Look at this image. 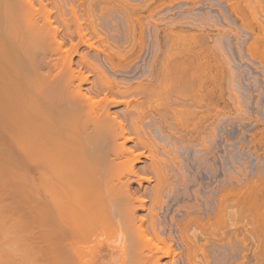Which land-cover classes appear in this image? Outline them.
I'll use <instances>...</instances> for the list:
<instances>
[{
    "label": "bare ground",
    "instance_id": "1",
    "mask_svg": "<svg viewBox=\"0 0 264 264\" xmlns=\"http://www.w3.org/2000/svg\"><path fill=\"white\" fill-rule=\"evenodd\" d=\"M42 1L43 0H0V264H162L161 259L164 257L168 258V261H166V263H163V264H176L174 260L175 258H173L175 254L173 251L176 248L173 247L172 249V246L168 245L166 241L164 240V238L159 236L160 233L157 232L158 229L153 221L154 213L156 209L155 207H150V209H148L147 204L145 202L147 198L145 197L146 198L145 200L143 198L144 192H142L141 187H143L142 180L144 178H142L143 176L141 177V175L138 174L137 169L139 167L138 168L136 167V163H138V161L140 162L141 158H143L142 156L145 155L144 151L140 152L141 147H144V148L148 147L147 149L148 150L150 149L148 152L151 153L150 155L154 159H155L154 156L159 155L160 153L159 149L162 150L161 151L162 155L165 154L164 155L165 157L162 156V159L164 160L169 158V160L171 161L173 160V162L175 163V161H177L179 158L177 159L178 156H175L177 153L173 155L174 157L173 156L170 157L173 154L172 147L168 149V147L167 148L165 147L166 144H163V145L160 143L158 144L154 140V138H152L154 137L153 135L155 133L152 134L150 138L147 136V133L151 134L150 133L151 130L147 129L148 126H145L144 120L149 117L148 110H150L151 107L153 108L155 106L157 108H153V109L151 108V109L157 110V109H162V106L165 105L164 107H167L171 111L170 113H167L168 117H170L169 116L170 114L172 115L171 118H173L172 119L173 121L174 119L175 120L178 119V121L176 120L177 122H179V120L180 121L182 120L181 123L185 121V124H186L187 122L192 121L190 118L192 117V114H195L197 111L196 110L194 112L193 110L194 108H196L195 103H197L198 100L202 101L205 98L204 95L206 93L211 94V97L209 96V94H206V97L208 96V98H211V103L213 102V104L215 105V108H211L210 106L209 110L204 111V113L208 111L207 112L208 115L206 114L207 116H209L210 114L213 115V114L220 113L219 110L221 111L224 108L223 106L224 104L221 105V102L223 100L220 102V100L223 98V91L221 89V85H217V86H220V88L219 87L216 88L215 85L217 83L214 84L215 81H211L208 84L207 82L209 80H207L208 77L206 76L209 73H207L205 77L202 74L204 73L203 71L207 68L204 66L205 68L202 69L203 70L202 72H200L201 66L200 67L198 66L199 64L201 65V63H197L198 68H196V70L200 72V73L198 72L197 73L199 75L202 74L201 76L203 77H201L202 79L199 78L198 80L199 82L195 80L196 83H198L197 84L198 87H196L195 89L199 90L197 91V93L199 94L205 93V92H201L202 90H205V89H207L208 92L206 91V93L203 94L204 98H200V99L197 98L198 99L197 101L193 100L195 103L190 99V97L187 98L188 96L186 94H188V92L184 94L186 97L184 95L179 94L180 89H183L185 87L191 89V80H190V78L192 77L191 74L192 75L194 74L197 77L198 75H196L192 71L194 69L193 68L194 66H192V64L194 63H191V62L189 63V60L185 61L184 59H181L182 61L178 60L179 62L176 61L177 58L175 59V57L172 55L174 52L171 54V56H173L174 57L173 59L175 60H173L171 57H169L171 60L168 59V56L170 55L167 54V59L165 60V63L164 62L163 63L161 62L162 64L160 63L162 66L156 67V68H153L152 66L151 68L149 67L150 70L146 69L148 70L149 74L146 75L144 73V76L145 75L146 76L144 77L142 75L143 77L141 78L138 77L140 78V81L135 83L132 81L133 79H127L131 77L126 75L128 73L129 74L135 73L136 71V68L135 70L134 68H132V70L129 68L130 57L128 60L125 58L124 60L123 58H121L126 55V54L125 55L121 54L123 53V51L120 52L119 50H117L118 52L114 51L115 54H113L112 53L113 50L106 49L104 48L105 45L104 47H102L101 44L99 43L100 50L102 48H103L102 49L103 51L105 50L104 53L102 52L104 55V58H103L104 61L102 60L103 64L105 63L104 65H108L109 66V67L107 66L108 69L111 68L113 70L116 69V70H121V71L122 69H124L122 72H124V74L126 75L125 78H122V80L116 79L115 77L111 78L112 75L111 77L108 76V73H107L108 70L104 69L105 66L102 68L103 65L101 63L99 64L98 62H96L99 58H97L96 60V58H93V56H88L86 54L78 53L77 46L72 42H71L72 46H70L69 49L66 47H65L66 49L65 48L63 49V46L65 45L66 41L64 39V36L62 35L65 33L61 34L63 30L61 31L59 30L60 27L58 29L56 26H54V22H55L54 19H56L60 23L61 22L60 19L63 20L65 16H67L66 11L68 13L70 11V14H72L76 20V18L78 17L77 12L79 11L75 10L74 6L76 5H74V2H72L73 5L72 4L70 5V9L69 7L67 9V5H66V8L64 6V8L67 9L65 11L62 10L64 9L63 6H62V9H60V6H58L59 7L58 12L56 10V13L53 14L54 12L51 13V11H54L55 9L52 10V7L51 9L47 8L48 5L47 4H46L47 6L44 5ZM54 1L55 3H57L56 2L57 0H54ZM58 2H62V0L61 1L58 0ZM84 16L86 15L84 14ZM65 20L67 21V18ZM65 20H63L64 21L63 24L67 23ZM78 21L80 22V20H77V22ZM81 23L82 22H80V24ZM238 23L239 22H237V24ZM210 25L211 24H209V26ZM240 26H244V25H240ZM69 27L70 26L68 24L66 27L67 29L66 31L67 32L69 31L70 33V30L68 29ZM260 27L262 28L261 25ZM80 30H78V33L76 31V33L79 36L81 35V41L79 42V44L85 41V43L89 45L88 47L92 49L94 45L92 44V42L90 43L88 39H82L86 37H84L83 30L82 31ZM95 31H98V30H95ZM218 31L219 30H217V32ZM249 31H250V28H249ZM252 31L249 32V34L252 33ZM95 33L96 32H94V34ZM228 34L230 33L228 32ZM69 35L68 36L66 35L65 38L69 37ZM225 35H227V33H225ZM261 35L259 36L263 37ZM97 36L99 37V35ZM254 37L256 38L255 34H254ZM191 38H193V36ZM251 40L252 39L250 38V41ZM101 41L103 42V40ZM255 41H257V38L256 40L254 39L253 41H251L250 45L247 44L248 45L247 53H249L248 55L250 56V58L259 59V57H257V54L254 55L256 53L254 51L255 50L254 43L255 45H257V47L259 46L257 44L259 42H255ZM261 41L262 40H260V42ZM182 42H185V41H182ZM186 42H189V41H186ZM237 46H241V45L237 44ZM244 47H247V46L245 45ZM257 47H256V50H257ZM226 48H229V47L227 46ZM93 49L95 50V48ZM203 49L204 48L202 46H199L197 50L198 53L196 55H198L199 57V58L197 57V60H200L201 59L200 57L202 55V59L204 61L203 64L206 65L205 64L207 62L206 59L208 58H206V53H204L205 49L204 50ZM262 50L260 51V53L262 52ZM237 52H238L237 53L238 57L241 59L243 56L241 55L242 53H239V50H237ZM263 53H264V50H263ZM75 54H78L79 56L78 60H75ZM229 57L231 58V60H233L232 55H230ZM229 57H225V58H227L228 60ZM126 58H128V56ZM179 58H181V56ZM260 61L258 60V62ZM75 65L78 66L77 67L78 69L74 67ZM89 69L93 71L97 70V72L99 71L100 73L102 72L103 77H101L102 74L99 73L101 75L100 76L97 73L98 76L97 74L96 76L97 78L100 76V79L98 78V80H96L97 79L96 78L94 81H91L89 74L85 73V71ZM255 69H257L256 66H255ZM261 70L262 69H260V71ZM210 71L212 70L210 69ZM215 72L219 74L218 70ZM263 72H264V69H263ZM234 76H237V75H234ZM212 77H214V74ZM193 78L194 76L191 79ZM195 79H198V78L195 77ZM250 80H251V77H250ZM254 81L255 82H253L252 84L256 86V88H258L260 85V84L258 85V82H257L258 79ZM247 82L249 84V81ZM261 83H264V82L261 81ZM211 84L213 85L212 88H210ZM218 88L219 90H217ZM236 89H239V88L237 87ZM188 90L189 89H187V91ZM216 90L218 91V93L216 92ZM263 90L264 89H262V92ZM193 91H194V94H196L195 93L196 90H193ZM189 92H192V91H189ZM197 95L198 94L194 95V97ZM115 96H118L119 98H116ZM120 96L123 97L124 99L121 98ZM162 96H165V97H162ZM213 96L214 97L217 96L218 99L214 101L215 99L213 100L214 98ZM249 96L251 95L249 94ZM162 98H164V100ZM160 99L163 100L162 102L163 105L161 106L159 105L161 104V101H162L161 100L159 103ZM189 100H191V102L193 103H191ZM225 101L226 100H224L223 102L225 103ZM206 103L205 105H207L206 107H208L209 105L208 103L207 104ZM121 104H124L123 109H120V110L117 109L114 111L112 110L114 107L116 108L119 105L121 106ZM198 106L199 105H197V107ZM259 107H262V106H258V108ZM253 109H255L254 106H253ZM210 110L211 111L214 110L215 112L209 113ZM256 110L258 111L257 108ZM263 110H264V105H263ZM225 111H222V112H225ZM229 111L231 110L229 109ZM222 112L218 115L220 116L224 114ZM156 114H159L160 116L158 117H161V118H158L155 115L159 119L158 121L157 118L152 114L154 116V119H156V120H152L156 122V124L153 122L152 125L154 124V126L156 127H153L152 125L150 126H152L154 130L157 129L158 132H160L161 135L159 136L161 137L163 134L165 135L166 133H168L167 135L171 136L172 133L169 132L167 128L164 130V128L167 126V123H168L167 120L169 119L166 116L167 114H164V110L163 112L162 110L161 112L160 110L156 111ZM200 116L203 117L204 115L200 114ZM233 116H237V115L234 114V115H231L230 117H233ZM222 117L223 116H221V118ZM245 117L246 115L244 116V118ZM203 118L206 119L205 116ZM208 118L210 119L211 117H208ZM223 118H226V117H223ZM238 118H239V115H238ZM193 119L196 120L197 118H193ZM160 120L163 122L158 125L157 123L161 122ZM170 121L171 120H169V124L171 123ZM181 123L180 125H184ZM207 123H209V121H207ZM162 124H163V127L165 126L164 128L162 127ZM187 125L189 124L187 123ZM167 127H169V125ZM170 127H172V125ZM215 127H218V126H215ZM145 128L147 129V131ZM169 130L171 129L169 128ZM180 134L181 133L179 132V136L177 135L178 138H176V141L178 140L182 144L184 142L185 144L183 145L184 147L187 145L186 143L188 141L189 143H193L190 140L191 134H188L187 138H184V136H186L185 134L183 133L182 135ZM259 135L263 137L260 138ZM166 136L165 137L163 136V139L166 138ZM170 136L169 137L167 136V137L171 138ZM186 139L188 140L186 141ZM262 139H264V126L259 130L258 129L256 130L255 128V131L252 132V137H251L250 142L252 143L251 146L254 149V151L258 149L256 146L259 142H261L260 140ZM130 142H133V144L131 146H128ZM175 142L173 143L175 144ZM247 146L250 149V145H247ZM254 146L257 149H255ZM187 147L188 146H186V148ZM202 147L203 146H201V148ZM194 151H196V149ZM250 151H253V150H250ZM258 152L259 151H256L254 153H256L257 155ZM256 155H254L253 157H255ZM156 157L160 158L161 156L160 157L156 156ZM162 159L161 160L159 159L160 161L157 160L154 163L151 161L152 166H150L152 167L151 168L152 170L150 169L151 173L155 174V176L153 175V177L154 178L156 177L157 182H158L156 188H152L154 190H153V195L151 196H154L153 198L155 200L152 197L151 198L153 199V201H156L158 205H160L159 203L163 199L162 198V196H164L163 192H166L164 191V188L167 187L166 185L167 181H165L164 179L166 174L164 173L166 170L167 172H169L167 169L168 168L167 163L166 164L164 163L165 165H167L166 169H165V166L163 167L164 164L160 163V162H163ZM256 160H258V158ZM259 160H261V157H259ZM181 167L182 166H180L179 169H181ZM263 175L264 174H262V176ZM146 179L148 180V178L146 177L144 179L145 182H146ZM253 179H255V177ZM253 179L251 180V182L254 181ZM257 179H259V177ZM172 180H175V179H172ZM258 181L260 182L261 180H258ZM149 182H150V179H149ZM261 182H263V180ZM133 183H137L139 185L138 187L139 189H133L134 188L132 187ZM262 184L260 183L261 188H262ZM255 185L254 184L252 185L254 186L253 188H256ZM246 186L244 185L243 188ZM249 187L246 188V191L247 189L249 190L253 189L252 187L251 188ZM239 190L241 189L239 188ZM224 192H223V189L221 188L219 190V193L216 194L217 196L215 195V197H217L216 202H215L216 203L215 210H216L217 218H216V221L214 222H217L218 224H219L218 222L219 219L220 221L223 220L222 217L224 215L223 213L225 210L226 196ZM240 198L242 200V197ZM209 200H207V202H209ZM257 200L258 199H256V201ZM164 203L165 201L162 204ZM204 204L206 205V203ZM191 206L192 205L190 206L188 205V207L184 206L185 213L183 214L186 216L182 217V218L185 217L183 221L182 220L176 221L177 220L176 219L175 225L178 227V231L180 233L179 236H181V240H183L185 242V245L189 246L188 248L192 249V251L191 250L190 251L193 252L194 249L191 248L190 245L192 243H190V241H192V238L196 236L195 234H193V237L191 236L192 225L195 223L196 228H198L196 226L197 224L200 227L204 228L205 226L208 225L209 221L207 220L204 221V219L200 215H193L197 212L195 209H197L196 207H198V205H194L196 206L195 208ZM206 207L207 206L203 208L205 209ZM169 208H167V210ZM186 208L188 210H186ZM211 208L209 209L211 210ZM250 208H251V205H250ZM147 209H148L149 214L148 215L146 214L145 217L141 216L140 212L142 211L145 212V210ZM198 209L201 210L202 208L200 209V207H198ZM250 210L251 209H249L248 211ZM234 211H235V208H234ZM190 212H193V214H191ZM207 212L208 211H206L204 214L206 215ZM207 215H208V218L206 219L209 220L210 219L209 215L211 214L207 213ZM260 221L262 222L261 219ZM212 226H215V225H212ZM148 234H151L150 239L147 237L149 241L145 239ZM203 235H206V234H203ZM143 239L144 241L146 240L145 241L146 243L143 242ZM194 239L195 238H193V240ZM107 240H112V241L114 240L113 243L114 242L116 243V246L113 247L114 251L120 252L122 255H124L123 260L116 261V259L115 260L112 259L114 260V263H113L111 262V259L110 260H106L107 258L104 259V257H106L107 255L102 254V247L111 246L110 243L108 244ZM147 243L149 244V246L146 245ZM192 247H195V246H192ZM244 247H247V246H244ZM188 248H187L188 253H190ZM192 254L193 253H190L188 255L193 256ZM189 257L187 258V260L189 261L191 260L190 262L192 263L193 257L192 259L191 257L189 259ZM100 259H101V262H100Z\"/></svg>",
    "mask_w": 264,
    "mask_h": 264
},
{
    "label": "rangeland",
    "instance_id": "2",
    "mask_svg": "<svg viewBox=\"0 0 264 264\" xmlns=\"http://www.w3.org/2000/svg\"><path fill=\"white\" fill-rule=\"evenodd\" d=\"M50 1H51V3H50ZM53 1L54 0H43L42 1L44 5H46V4L48 5V6L46 5L47 8L51 9V7H52V10L55 9L54 11H51L49 9L51 11V13L54 12L53 14L56 13V10L58 12V10H59L58 6H60V9H62V6H63V8H64V6L66 8V5H67V9H68V7L70 9V5L72 4V2H74V5H76V6H74L75 10L76 11L78 10L80 13H82V14H80L79 12H77L78 17L75 20L73 15L70 14V11H69V13L66 11L67 16H65V18L63 19V20H65L67 18V21L65 20L67 23L66 24L64 23L65 25L63 24L64 21L62 19H60V21H61L60 23L56 19H54L55 20L54 26H56L58 29L60 27L59 30H61V31L63 30L61 32V34L65 33L62 35V36H64V39L66 41L65 45L63 46V49L65 47L69 49L70 46H72V43H74L77 46V52L78 53L86 54L88 56H93V58H96V60H97V58H99L96 62H98L99 64L101 63L103 65V66L101 65L102 68L105 66L104 69L108 70V71L107 70L106 71H107L109 77H111V75H112L111 78L115 77L116 79L122 80V78H125V76L127 75V76L131 77V78H127V79H133L132 81L137 83L138 81H140V78L144 76V73L146 75L149 74L148 70H150L151 66L153 68L162 66L161 64L163 62L165 63V60L167 59V54H168V55H170V56H168V59H170L169 57H171L172 59L175 57V59L177 58L176 61H178V60L182 61L181 59H184L185 61L189 60V63L190 62L194 63V64H192V66H194L193 68L195 70H196V68L201 66L200 72H202L203 71L202 69H204L206 67L207 69H205L203 71L204 73H202V74L205 77L207 75V73H209L206 76V77H208L207 80H209L207 83L209 84L211 81H215L214 84L217 83L215 85L216 88L217 87L220 88V86H217V85H221V89L223 91V98L220 100V102L222 100L223 101L226 100L225 103L226 102H228V103L225 104L222 101L221 105L224 104L223 105L224 108L221 106L223 109L221 111L219 110V112L221 113L222 111L226 110L225 111L226 113L222 112L225 115L222 114L219 116L218 114H220V113H217V114H213V115L210 114L209 116H207L208 111L206 113H204V111L209 110L210 106H211V108H215V105L213 104V102L211 103V98H208V96L206 97V94H209V96L211 97L210 93H206V91L208 92L207 89L201 91V92H205L206 94L201 93V92H200L201 94L197 93V91H199V90L195 89V88L198 87L197 86L198 83H196L195 80H197V82H199L198 81L199 78L202 79L201 77H203V76H201L202 74L199 75L198 73H200V72H198L197 70L195 72L194 69L192 71H193V73L198 75V77L195 76L194 74L193 75L191 74L192 77L194 76L193 79H191L192 77L190 78L191 89L187 88V87L180 89L179 94L184 95V94H186V92H188V94H186L188 96L187 98L190 97V99L192 101L193 100L197 101L198 100L197 98L200 99V98H204V96H205V98L203 100L201 99L203 102L198 100L199 104H198V102L195 103L193 101L196 105V108H194L195 107V105H194L193 110H194V112L196 110L198 112L196 111L197 115H196V113L192 114V117L197 118L196 120L191 117L190 119L192 121L187 122L189 125H187V123L185 124V121L181 123L182 120L181 121L179 120V122H177L178 119H176L177 121L174 119V121H175V123H174V121L172 120L173 118H171L172 115L169 114L170 117H168L167 113H170L171 111L167 107H164L165 105L162 106V109H157V110L154 109L155 111L152 110L153 108H157L155 106L153 108L151 107L152 109L149 107L150 110H148L149 108L147 109L149 117L146 118L144 120V122H145V126H148L147 129L151 130L150 131L151 134L147 133V136L150 138L152 136V134L155 133L156 135L154 134L153 135L154 137H152V138H154V140L158 144L159 143L162 145L166 144L165 147L166 148L168 147V149H170V147H172L173 154L170 157H172L173 155H175V153H177L175 156H178L177 159L179 158L178 160L180 162L178 160L177 161L174 160L175 161V163H174L173 160L171 161V160H169V158L165 159V160L162 159V156H164L165 154L162 155V153H161L162 150H160V149H159V152H160L159 155H156V156H159V157L161 156V157L158 158V157L154 156L155 157V159H154L153 157H151V155H150L151 153L148 152L150 150V149L149 150L147 149L148 147H146V148L141 147L140 152L144 151L145 155L142 156L143 158H141L140 162L138 161V163H136V167L137 168L139 167L138 168L139 170L137 168L136 169L138 171V174H140L141 177L143 176L142 178H144V179L146 177L148 178V180L146 179V182L144 179L142 180L143 181L142 186L144 188L141 187L142 188L141 190H142V192H144L143 193L144 200L147 198L145 200V202L147 204L148 209H150V207H155V209H156V211H155L156 214L154 213L153 221H154V223L158 229L157 232L160 233L159 236L164 238L166 243L168 245L172 246V249H173V247L176 248L173 251L175 253L173 258H175L174 260H175L176 264H193V262H194V264H240V263L241 264H264V259H263L264 258V254H263L264 253V240H263L264 239V236H263L264 235V228H263V226H264V207H263L264 206V198H263L264 197V186H263L264 185V179H262V178H264V175L262 176V174H264V139H262L263 141L260 140L261 142L258 143L259 145L257 144L256 147L258 149L254 146L255 149H257L256 151H259L258 152L259 155H258V153H257V155H256V153H254L256 151H254V149L251 146L252 143L250 142L251 137H252V132L255 131V128H256V130L257 129L259 130L264 126V120H263L264 119V114H263V112H264V110H263L264 90L262 92V89H264V83H261V81L264 82V79H263L264 77H262V76H264V74H262V73H264L263 72V69H264V57H263L264 56V53H263V50H264V21H263L264 20V0H62V2H58V0H57L56 1L57 3H55V1L54 2ZM59 1H61V0H59ZM52 3H54V4H52ZM55 4L57 5L58 8L56 7ZM65 8L62 10H64V11L67 10ZM84 14L86 16H84ZM71 15H72V17H71ZM77 20H80V22H82V23L80 24V22L79 21L77 22ZM235 20H237V21H235ZM237 22H239V23L237 24ZM260 22H261V24H260ZM68 24L70 26L68 29L70 30V33L72 35L69 33V31L68 32L66 31L67 30L66 27ZM209 24H211V25L209 26ZM77 25H79L80 27ZM93 25H95V26H93ZM240 25H244V26H240ZM247 25H248V27H247ZM260 25L262 26V28L260 27ZM95 27H96V29H95ZM235 27H237L238 29ZM80 28H81V30H80ZM224 28L228 31H226ZM249 28H250V31H249ZM94 29L98 30V31H95ZM78 30H80V31L83 30V32H84V37H86V38H82V39H88V41L90 43L92 42V44L94 45V47H92V49L90 47H88L89 45H87L85 43V41L81 42L83 45L81 43L79 44V42L81 41V35L79 36L77 34ZM217 30H219V31L217 32ZM76 31H77V33H76ZM93 31L98 33V34L95 33L96 34L95 35ZM251 31L253 34L250 33L251 34L250 35L249 32H251ZM228 32L230 34H228ZM235 32H237L239 34H237ZM221 33H222V35H221ZM225 33H227V35H225ZM231 33H233V34H231ZM254 34L256 35V38H257V41H255V42H259V43H257L259 45L258 47L254 43V46H255L254 51L256 52L254 55L257 54V57H259V59L254 58L255 60L253 58H250V56L248 55L249 53H247L248 52L247 51L248 50L247 44L250 45L251 41H253L254 39L256 40V38L254 37ZM66 35L67 36L69 35V37L65 38ZM97 35H99V37ZM259 35H261L263 37H260ZM192 36H193V38H191ZM181 37H182V39H181ZM250 38L252 39L251 41H250ZM259 38H261V39H259ZM71 40H73V41H71ZM101 40H103V42ZM260 40H262V41L260 42ZM182 41H185V42H182ZM186 41H189V42H186ZM234 41H236V42H234ZM248 41H249V43H248ZM104 42H105V44H104ZM107 42H109V43H107ZM99 43L101 44L102 47H104V45H105L104 48L113 50V52H112L113 54H115V52H118L117 50H119L120 52L123 51V53H121V54H124V55L126 54V55L121 57V58H123V59L125 58L128 60L130 57L131 60L129 59V65H130L129 68L131 70H132V68H134V70L136 68L135 73H130V74L128 73L125 75L124 72H122L124 69H122V71L114 69L117 72H115L111 68L108 69L109 66L104 65L105 63L103 64V62H102V60L104 61L103 53L105 52V50L103 51L102 50L103 48L101 49L102 51L100 50V44ZM186 43H188V44H186ZM228 43H230V44H228ZM201 44H203V45H201ZM237 44L241 45V46H237ZM245 45L247 47H244ZM199 46H202L205 49V50L204 49L203 50L205 51L204 53H206V58H208L206 60H207V62H209V63L206 62L205 63L206 65L203 64L204 61L202 59V55L200 57L201 61L197 60L198 55H196V54L198 53L197 50H198ZM227 46L229 48H226ZM184 47L185 48L187 47V48L185 49ZM213 47H215V48H213ZM256 47H257V50H256ZM93 48H95V50ZM112 48H114L115 50ZM244 49L246 52L244 51ZM155 50H156V52H155ZM237 50H239V53H242L241 55H243L241 59L238 57ZM261 50H262V52L260 53ZM171 54L174 57L171 56ZM230 55L233 56V60H231V58L229 57ZM244 55H246V56H244ZM127 56H128V58H126ZM180 56H181V58H179ZM225 57H229L230 59L228 58V60H227V58H225ZM78 58H79L78 54H75V60H78ZM246 58H247V60H246ZM175 59H173V60H175ZM257 59L259 61L261 59V61L258 62ZM130 61H131V63H130ZM255 61H256V63H255ZM197 63H201V65L199 64V66H198ZM155 64H157V65H155ZM255 66L257 67V69H255ZM74 67L77 68L78 66L75 65ZM146 69H148V70H146ZM210 69L212 71H210ZM241 69H243V70H241ZM260 69H262L261 70L262 72L260 71ZM214 70L215 71L218 70L219 74L217 72H215ZM95 71H93L91 69L85 71L86 74H89L91 81H94L97 78L98 74L100 73L99 71L97 72V70H95ZM233 71H235V72H233ZM257 71H258V73H257ZM96 74H97V76H96ZM100 74H102V72ZM213 74H214V77H212ZM255 74H256V76H255ZM139 75H141V76H139ZM234 75H237V76H234ZM251 75L252 76L254 75L255 77L254 76L252 77ZM100 76L98 77L99 79H100ZM230 76H232V77H230ZM248 76H249V78H248ZM101 77H103V74ZM138 77H140V78H138ZM195 77L198 79H195ZM250 77H251V80H253V81L250 80ZM98 78L96 80H98ZM252 78H254V79H252ZM225 79H227V80H225ZM257 79H258V81H257L258 85L260 84L258 87L259 89L256 88V86H254L252 84L253 82H255L254 80H257ZM247 81H249V84ZM261 84H263V85H261ZM212 86L213 85L211 84L210 88H212ZM251 86H253V87H251ZM237 87L239 89H236ZM243 87H245V88H243ZM260 87H262V88H260ZM219 88L217 90H219ZM234 88H235V90H234ZM187 89H189V90L187 91ZM192 89L196 90L195 93L198 94L197 96L194 97V95H196V94H194V91ZM247 89H248V91H247ZM217 90H216V92L218 93ZM226 90H227V92H226ZM189 91H192V92H189ZM244 91L247 93H245ZM233 92L236 94H234ZM252 93L255 97L252 95ZM203 94H205V95L203 96ZM237 94H239V95H237ZM244 94H246V95H244ZM249 94L252 97L249 96ZM260 94H261V96H260ZM257 95H258V97H257ZM198 96H200V97H198ZM115 97L119 98L118 96H115ZM162 97H165V96H162ZM231 97H233V98H231ZM234 97H236V98H234ZM121 98H123V97H121ZM162 99L164 100V98H162ZM162 99L159 100V103ZM217 99H218L217 96H215L213 98L214 101H216ZM125 100H126V98H125ZM163 100L161 101V104H159L160 106L163 105L162 104ZM191 100H189V101L191 102ZM204 101H206L208 103V105H209L208 107H206L207 105H205L206 102H204ZM193 102H191V103H193ZM197 105H199L200 107L199 106L197 107ZM227 105H229V106H227ZM253 106L255 109H253ZM258 106H262V107H259L261 109H259ZM163 107H164V109H163ZM114 108L112 109L113 111L117 110V109L118 110L123 109L124 104H121V106L119 105L115 109ZM256 108L258 109V111L256 110ZM229 109L231 111H229ZM236 109H237V111H236ZM159 110H160V112H161V110H162V112L164 110V114H167L166 116L169 118V119L167 118L168 119L167 120V122H168L167 126L169 125V127L164 126L165 127L164 128L163 124H162V127L164 128V130L167 128V130L172 133L171 136L167 135L168 133H166L165 135L163 134L161 137V136H159V135H161L160 132H158L157 129H155L156 130V132H155L154 128H152V126L156 127V126H154V124L152 125L153 122L156 124V122L152 121V120H156V119H154L155 115L157 117L160 116L159 114H156V111H159ZM214 110H216V109H214ZM214 110L213 111L210 110L209 113L210 112L214 113L215 112ZM262 110H263V112H262ZM149 111H150V113H149ZM198 113L204 115L206 119H204L203 118L204 116L202 117ZM234 114L237 116L230 117L231 115H234ZM216 115H217V117H216ZM238 115H239V118H238ZM245 115H246V117L244 118ZM221 116L226 117V118H223V117L221 118ZM150 117H152V118H150ZM200 117H201V119H200ZM208 117H211V118L209 119ZM158 118H161V117H158ZM158 118H157V120L159 121ZM146 120H148L149 122ZM169 120H171L170 124L172 125V127H170L171 125L169 124ZM196 121H197V123H196ZM203 121H205V122H203ZM207 121H209V123H207ZM162 122L163 121H161L157 124L159 125ZM176 122L179 124H177ZM180 123L184 124V125H180ZM191 123H193V124H191ZM207 124H209V125H207ZM210 124H211V126H210ZM150 125H152V126H150ZM188 126H190V127H188ZM215 126H218V127H215ZM257 127H259V128H257ZM169 128L171 130H169ZM147 129H146V131H147ZM189 129H191V130H189ZM197 129H199V130H197ZM179 132L181 133L180 135H182V133L186 135V136H184V138H187L188 134H191L190 140L193 143H189V141H188L186 143L187 144L186 146H188L187 148H186V146L185 147L183 146V145H185L184 142L182 144L178 140H177L178 142L176 141V138H178V136H179ZM133 134H132V136H133ZM166 135L168 137L170 136L171 138H168ZM193 135H195V136H193ZM212 135H214V136H212ZM163 136L164 137L166 136V138H164L165 140L163 139ZM201 136H203V137H201ZM262 137L263 136H260V138H262ZM172 138H174L175 140ZM212 138H214V139H212ZM208 139H210V140H208ZM150 140H152V139H150ZM171 140L173 142L176 141L175 144L177 143L178 146H177V144L175 145ZM187 140L188 139H186V141ZM244 140H246V141H244ZM170 141L172 144L170 143ZM196 142H197V144H196ZM132 144H133V142H130L128 144V146H131ZM189 144H191V145H189ZM247 145H250V149ZM201 146H203V147L201 148ZM204 147H206V148H204ZM174 148H176V149H174ZM191 149H193V150H191ZM195 149H196V151H194ZM250 150H253V151H250ZM245 151H247V152H245ZM253 154L257 156L258 160H256L257 159L256 156L253 157L254 156ZM259 157H261V160H259ZM159 159L160 160L162 159V161H163V162H160L161 164L167 163L168 168H167V165H165V164L163 165V167L165 166V169L167 168L169 171V172H167V170H166L164 173L167 175V176L165 175L164 179H165V181H167L166 185L168 188L167 187L164 188V191H166V192H163V195H164V196H162L163 199L161 198L163 201L161 200L160 203L158 202L160 205H158L156 201H153L154 196H151V195H153V190H154L152 188H156L158 182H157L156 177L155 178L153 177V175L155 176V174L151 173L152 167H150V166H152L151 165L152 162L154 163ZM188 161H190V162H188ZM177 162L180 166H182L181 169H179L180 166L177 164ZM257 162L258 163L260 162V163L258 164ZM189 163H191V164H189ZM185 167H187V168H185ZM230 175H232V176H230ZM254 177H255V179H253ZM258 177H259V179H257ZM149 179H150V182H149ZM172 179H175V180H172ZM252 179L254 181L251 182ZM255 180H257V181H255ZM258 180H261V181L263 180V182H261V181L259 182ZM182 183H184V184H182ZM250 183L251 184L253 183L254 185L256 183L257 184L259 183L258 185L256 184L257 186L255 185V187L257 189L253 188L254 187V186H252L253 184L251 185ZM260 183L261 184L263 183L262 188H261ZM185 184H187V185H185ZM244 185L245 186L247 185V186L243 188ZM132 187H134L133 189H139L138 188L139 185L137 183H133ZM247 187H249V188L252 187L253 189H250V190L247 189V191H246ZM170 188H171V190H170ZM221 188L223 189V192L225 191L224 193H225L227 200L225 198V210L223 213L224 215L222 217L223 220L220 221V219H219L218 220L219 224H218L217 222H214V221H216V218H217L216 217L217 214H216V210H215L216 209V207H215L216 203L215 202H216L217 197H215V195L219 193V190ZM239 188L241 190H239ZM167 189H169V190H167ZM151 190H152V192H151ZM250 191H252V192H250ZM235 192H237V193H235ZM171 193L173 196L171 195ZM250 193H252L255 197ZM187 194H189V195H187ZM240 197H242V200ZM233 198H235V199H233ZM206 199L207 200L210 199L209 202H207ZM256 199H258V200L256 201ZM260 199H261V201H260ZM164 201H165V203L162 204ZM212 202H214V203H212ZM204 203H206V205ZM259 204L261 207L259 206ZM188 205L189 206L192 205L191 207H194V208L196 207L194 205H198V207H200V209L202 208L201 210H199L198 207H196L197 209H195V210L197 212L195 211L196 212L195 214H193V212H190V213L193 215H200L204 219V221L205 220L209 221L208 225L205 226L204 228L200 227L198 224L196 225L198 228H196L195 223L192 225V227H191L192 232L190 231L192 233L191 236L193 237V234H195V236H196V237H193V238H195L194 240L192 238V241H190V243H192L190 246H191V248L194 249L193 252H191L192 249L188 248L189 246L185 245V242L183 240H181V236H179L180 233L178 231V227L175 225L176 221H179V220L183 221V219L185 218V217L182 218L183 216H186L183 214V213H185L184 206L188 207ZM250 205H251V208H250ZM159 206L160 207L163 206V207L160 208ZM205 206H207L206 207L207 209L203 208ZM209 206H211L212 208ZM231 206H233L235 208V211H234V208ZM230 207H231V209H230ZM167 208H169V209L167 210ZM209 208H211L212 211ZM252 208H253V210H252ZM148 209L145 210V212L144 211L140 212L141 216L145 217L146 214L148 215L149 214ZM249 209H251L250 210L251 212L248 211ZM178 210H179V212H178ZM186 210H188V209L186 208ZM204 211L205 212L208 211L207 213L211 214V215H209L210 216L209 220L206 219V218H208V215L206 213V215H207L206 216L204 214L205 213ZM204 216H206V217H204ZM260 219L262 220V222L260 221ZM212 225H215V226H212ZM164 228H165V230H164ZM245 228H246V230H245ZM193 230H194V232H193ZM253 231H254V233H253ZM258 231H260L261 233ZM202 233L206 234V235H203ZM254 234H256V235H254ZM150 236H151V234H148L145 239L148 240L147 237L150 239L151 238ZM206 238H208V239H206ZM222 238H223V240H222ZM113 241L107 240L108 244L110 243L111 246L102 247V254L107 255L106 257H104V259L105 258H107L106 260L111 259V262L114 263L115 259H116V261L123 260L124 255H122L120 252L114 251L113 247L116 246V243L115 242L113 243ZM145 241L143 239L144 243H146ZM146 245L149 246L148 243ZM192 246H195V247H192ZM201 246H203V247H201ZM244 246H247V247H244ZM109 247H110V249H109ZM200 247H201V249H200ZM257 247H258V249H257ZM100 248H98V249H100ZM187 248L189 249V251L191 250L190 253H193L192 254L193 256L188 255L190 253H188ZM201 250H203V251H201ZM242 250H243V252H242ZM107 251H109V252H107ZM186 255H188V256H186ZM189 256L191 257V259L193 257L192 263L190 262L191 260L190 261L187 260V258ZM190 257H189V259H190ZM261 257H262V259H261ZM112 259H114V260H112ZM166 261H168V258H166V257L161 259L162 264L166 263ZM187 261L190 263H188ZM100 262H101V259H100ZM206 262H208V263H206Z\"/></svg>",
    "mask_w": 264,
    "mask_h": 264
}]
</instances>
